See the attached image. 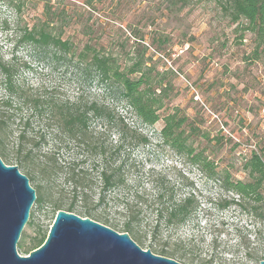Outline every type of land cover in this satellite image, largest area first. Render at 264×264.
Segmentation results:
<instances>
[{
    "label": "rangeland",
    "instance_id": "rangeland-1",
    "mask_svg": "<svg viewBox=\"0 0 264 264\" xmlns=\"http://www.w3.org/2000/svg\"><path fill=\"white\" fill-rule=\"evenodd\" d=\"M51 1L53 9L67 12L66 20L71 22L67 34L76 42L100 40L128 62L137 54L138 35L146 34L143 44L145 56L152 58L151 75L166 84V97L159 109L161 119L151 126L136 122L132 111L123 103L116 104L125 120L135 123L148 137L146 145L122 156L134 157L133 173L140 175L145 186L150 173L161 174L177 183L181 191L194 187L201 201V210L187 223L164 230L161 242L183 246L180 251L186 255L179 262L186 264L190 258L191 264H258L263 260L262 204L250 202L242 211L234 206L217 209L214 203L225 195L219 187L220 177L208 180L158 134L162 117L177 109L187 118L184 135L194 153L211 159L221 176L249 179L242 167L244 160L256 152L264 162V53L260 49L255 53L252 34L230 22L222 0H187L185 5L176 0ZM34 3L0 0V59L13 64L15 77L32 89L72 95L76 72L48 69L21 39L25 25L40 10V4L36 9ZM82 88L86 90V86ZM69 147L58 150L62 161L69 160L74 149ZM1 157L8 165H16L15 156ZM34 182H29L32 187ZM54 216L49 204L34 201L29 216L33 224H25L17 242L20 255H27L25 250L36 238L48 233ZM152 219L145 214L143 222ZM148 245L147 237L143 249Z\"/></svg>",
    "mask_w": 264,
    "mask_h": 264
},
{
    "label": "trees",
    "instance_id": "trees-1",
    "mask_svg": "<svg viewBox=\"0 0 264 264\" xmlns=\"http://www.w3.org/2000/svg\"><path fill=\"white\" fill-rule=\"evenodd\" d=\"M30 1L36 9L40 4V10L25 25L22 41L48 69H73L76 91L72 95L39 92L15 77L13 64L0 59V157L15 156L18 169L29 182L37 179L33 184L36 204L46 203L54 213L63 209L127 232L141 247L148 237L153 253L184 259L183 246L171 247L161 240L164 230L187 223L201 210L197 190L190 186L181 191L177 183L156 173L148 175L145 186L140 175L133 173L134 157L122 156L146 145L148 137L135 123L125 120L116 104L123 103L132 111L136 122L151 126L161 119L159 109L166 97V84L151 75L152 58L145 56L147 47L143 44L146 34L138 35L137 54L128 62L100 40L76 42L67 34L71 27L67 12L53 9L51 0ZM222 5L235 27L252 34L255 53L259 49L264 53V0H222ZM81 33L87 35L83 30ZM82 86L86 90H81ZM186 119L177 109L164 115L160 140L186 157L208 180L220 177L219 187L225 195L214 203L217 209L234 206L242 211L252 202L262 204L259 216L263 217L261 156L252 152L244 160L248 180L221 176L211 159L194 153V147L186 143ZM70 145L74 149L69 160L62 161L58 150H68ZM145 214L153 219L143 222ZM32 224L30 219L28 225ZM46 235L36 238L26 254ZM215 242L213 239V246Z\"/></svg>",
    "mask_w": 264,
    "mask_h": 264
},
{
    "label": "water",
    "instance_id": "water-1",
    "mask_svg": "<svg viewBox=\"0 0 264 264\" xmlns=\"http://www.w3.org/2000/svg\"><path fill=\"white\" fill-rule=\"evenodd\" d=\"M35 199L28 177L0 157V264H183L144 250L127 232L63 209L55 213L44 241L20 255L17 242Z\"/></svg>",
    "mask_w": 264,
    "mask_h": 264
},
{
    "label": "built area",
    "instance_id": "built-area-1",
    "mask_svg": "<svg viewBox=\"0 0 264 264\" xmlns=\"http://www.w3.org/2000/svg\"><path fill=\"white\" fill-rule=\"evenodd\" d=\"M145 250V249H144Z\"/></svg>",
    "mask_w": 264,
    "mask_h": 264
}]
</instances>
